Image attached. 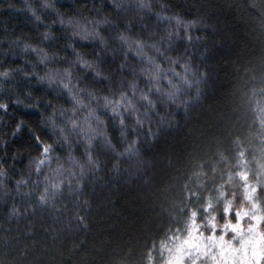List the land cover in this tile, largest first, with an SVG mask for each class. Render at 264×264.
<instances>
[{
	"label": "clouds",
	"instance_id": "9594fccd",
	"mask_svg": "<svg viewBox=\"0 0 264 264\" xmlns=\"http://www.w3.org/2000/svg\"><path fill=\"white\" fill-rule=\"evenodd\" d=\"M229 12L210 78L172 0H0V124L39 113L0 132V264H264V0Z\"/></svg>",
	"mask_w": 264,
	"mask_h": 264
},
{
	"label": "trees",
	"instance_id": "16d2710c",
	"mask_svg": "<svg viewBox=\"0 0 264 264\" xmlns=\"http://www.w3.org/2000/svg\"><path fill=\"white\" fill-rule=\"evenodd\" d=\"M61 3H66V0H61ZM172 3L176 7L182 8L189 16L204 15L214 22L215 28L205 30L204 34H206L208 38L206 41L201 42V45L198 46V50L200 47L205 45L210 49V53L206 58L210 78L212 74L222 73L224 70V60L228 55L231 54V49L229 48L228 44L229 38L234 31V22L232 21L231 13L229 12V5L232 3V0H172ZM51 15V13H47L45 18L50 19ZM40 27L43 28L44 25H40ZM18 28H23L30 31L33 39L39 38L36 36L37 29L33 27V25L29 23L28 20L22 19V22L18 25ZM9 62L12 64H19L21 63V60L19 56L13 59V57L9 54L5 59V63ZM211 82L213 84L217 83L215 80ZM19 85L21 91H23V88L27 86L33 87L36 93H42V87L29 85L24 79L19 81ZM4 95H8L9 100H11L10 93L0 94V98H3ZM0 112H3V110H0ZM3 115L5 116V120L8 123L0 124V132H3L6 128L10 129L20 117H24L29 122L36 123L39 113L35 110L24 109L20 105L10 103L9 111L7 113H3ZM17 139L23 142L22 138L18 137ZM174 144L178 151L182 150L183 141L179 135H177L175 138ZM103 198V193H99L96 196L97 200H103ZM100 214H103V210H101Z\"/></svg>",
	"mask_w": 264,
	"mask_h": 264
}]
</instances>
